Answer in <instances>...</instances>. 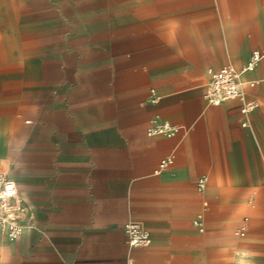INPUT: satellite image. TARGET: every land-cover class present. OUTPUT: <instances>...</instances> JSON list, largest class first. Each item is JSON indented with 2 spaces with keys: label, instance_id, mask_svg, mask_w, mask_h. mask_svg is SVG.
<instances>
[{
  "label": "crops",
  "instance_id": "0c3cea01",
  "mask_svg": "<svg viewBox=\"0 0 264 264\" xmlns=\"http://www.w3.org/2000/svg\"><path fill=\"white\" fill-rule=\"evenodd\" d=\"M94 1L0 0V169L23 226L0 224V264H264V54L248 125L240 99L204 98L209 68L264 50V0Z\"/></svg>",
  "mask_w": 264,
  "mask_h": 264
},
{
  "label": "built area",
  "instance_id": "2783aa9c",
  "mask_svg": "<svg viewBox=\"0 0 264 264\" xmlns=\"http://www.w3.org/2000/svg\"><path fill=\"white\" fill-rule=\"evenodd\" d=\"M264 54V50H254L251 58L242 68L233 64H226L219 69L209 68L210 79L207 83L204 98L208 103L220 104L230 99H240L241 112L246 117L242 125H248L250 113L258 107L256 99L248 98L243 89L242 74L252 69ZM254 85V81L249 82ZM176 130L174 125L169 122H162L151 132H160L172 134ZM171 161L166 158L162 161L165 165ZM206 178L199 180L198 186L201 188ZM19 195L16 181L10 178L0 169V224L5 228L6 237L9 240H15L23 231V226L17 222L16 205L13 200ZM124 230L128 237V242L132 246L148 245L151 242V236L148 228L139 220L130 219L124 225Z\"/></svg>",
  "mask_w": 264,
  "mask_h": 264
},
{
  "label": "rangeland",
  "instance_id": "374dc122",
  "mask_svg": "<svg viewBox=\"0 0 264 264\" xmlns=\"http://www.w3.org/2000/svg\"><path fill=\"white\" fill-rule=\"evenodd\" d=\"M108 3H112V4H118L120 3V0H96L94 2H91L89 3L90 4H94L95 6H98V5H104V4H108Z\"/></svg>",
  "mask_w": 264,
  "mask_h": 264
}]
</instances>
